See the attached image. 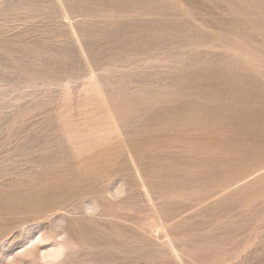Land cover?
<instances>
[{"label":"rangeland","instance_id":"374dc122","mask_svg":"<svg viewBox=\"0 0 264 264\" xmlns=\"http://www.w3.org/2000/svg\"><path fill=\"white\" fill-rule=\"evenodd\" d=\"M0 264H264V0H0Z\"/></svg>","mask_w":264,"mask_h":264},{"label":"bare ground","instance_id":"6f19581e","mask_svg":"<svg viewBox=\"0 0 264 264\" xmlns=\"http://www.w3.org/2000/svg\"><path fill=\"white\" fill-rule=\"evenodd\" d=\"M48 191H49V189H46V190H44V191H42V192H40V193H36L35 196H39V197L44 196V195L47 194ZM39 197H38V198H39ZM20 198H21V197H20ZM23 198H24V197H23Z\"/></svg>","mask_w":264,"mask_h":264}]
</instances>
